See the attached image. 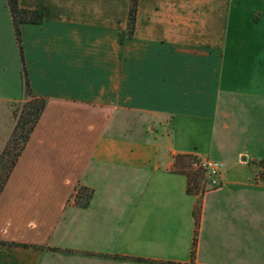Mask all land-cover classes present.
I'll use <instances>...</instances> for the list:
<instances>
[{"label": "crops", "instance_id": "1", "mask_svg": "<svg viewBox=\"0 0 264 264\" xmlns=\"http://www.w3.org/2000/svg\"><path fill=\"white\" fill-rule=\"evenodd\" d=\"M18 4L42 20L20 56L0 0V150L24 78L45 106L0 192V264H264L243 152L198 194L173 167L216 154L221 99L264 101V0H137L131 36L130 0Z\"/></svg>", "mask_w": 264, "mask_h": 264}, {"label": "rangeland", "instance_id": "2", "mask_svg": "<svg viewBox=\"0 0 264 264\" xmlns=\"http://www.w3.org/2000/svg\"><path fill=\"white\" fill-rule=\"evenodd\" d=\"M22 103L16 104L13 108L12 130L18 120ZM216 141V154L214 156H209L211 159L221 161L224 164L243 162L241 158L236 156L237 152H243L242 156L245 157V161L246 158L247 161H249L254 176H263L264 101H234L229 98L221 99L217 113ZM192 143H194L193 140L190 144ZM17 144L20 145V142ZM193 156L194 155H192L191 158ZM184 170L190 171L186 165L184 166ZM200 183H204V176ZM207 189L211 188L207 187Z\"/></svg>", "mask_w": 264, "mask_h": 264}, {"label": "trees", "instance_id": "3", "mask_svg": "<svg viewBox=\"0 0 264 264\" xmlns=\"http://www.w3.org/2000/svg\"><path fill=\"white\" fill-rule=\"evenodd\" d=\"M19 0H6L7 7L11 16L15 42L21 56L20 31L19 26L22 23H40L42 15L39 11L21 8L18 4ZM137 0H130L128 18H127V35L131 36L136 13ZM24 98L21 104L18 120L5 144L0 152V192L3 189L6 180L14 167L18 156L24 148L29 135L33 131L45 106V100L36 98L31 95L28 87L27 79L24 78ZM20 142V145L17 143ZM18 146V147H16ZM192 155L177 154L174 156L173 167L176 172L183 174L186 178V192L188 194H198L201 190V180L203 175L198 172L185 171L186 165L189 169V159Z\"/></svg>", "mask_w": 264, "mask_h": 264}, {"label": "built area", "instance_id": "4", "mask_svg": "<svg viewBox=\"0 0 264 264\" xmlns=\"http://www.w3.org/2000/svg\"><path fill=\"white\" fill-rule=\"evenodd\" d=\"M189 169L193 172L201 173L206 180L208 188L215 189L221 185L224 171L222 162L208 157L194 155L189 160Z\"/></svg>", "mask_w": 264, "mask_h": 264}, {"label": "water", "instance_id": "5", "mask_svg": "<svg viewBox=\"0 0 264 264\" xmlns=\"http://www.w3.org/2000/svg\"><path fill=\"white\" fill-rule=\"evenodd\" d=\"M244 158V157H243Z\"/></svg>", "mask_w": 264, "mask_h": 264}]
</instances>
